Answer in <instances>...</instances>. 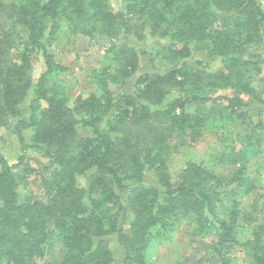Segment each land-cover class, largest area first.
Here are the masks:
<instances>
[{"label": "trees", "instance_id": "16d2710c", "mask_svg": "<svg viewBox=\"0 0 264 264\" xmlns=\"http://www.w3.org/2000/svg\"><path fill=\"white\" fill-rule=\"evenodd\" d=\"M9 1L0 0V128L17 135L21 154L11 165L0 152V264H42L52 234L67 253L51 264H117L116 249L118 264H150L154 233L181 220L209 239V260L231 264L240 247L243 262L264 264V190L243 212L241 200L256 189L244 163L226 176L195 162L170 172L172 156L217 121L264 131L262 2ZM65 29L108 45L87 97L71 100L55 83L61 68L48 40ZM147 56L164 69L140 75L132 92L128 81ZM33 57L45 66L36 82ZM245 140L243 162L262 150L259 137ZM33 151L46 161L38 169L29 167ZM31 181L38 191L22 197Z\"/></svg>", "mask_w": 264, "mask_h": 264}, {"label": "rangeland", "instance_id": "374dc122", "mask_svg": "<svg viewBox=\"0 0 264 264\" xmlns=\"http://www.w3.org/2000/svg\"><path fill=\"white\" fill-rule=\"evenodd\" d=\"M119 1L111 0L115 8L119 7ZM260 1L264 5V0ZM48 42L54 54L55 62L61 68L60 72L55 74V83L58 88L65 92L71 100L79 95L87 97L90 93L95 92L96 83L92 73L106 65L105 53L108 45L105 42L101 43L81 36L71 35L66 29L60 32L57 41L48 40ZM32 59V77L36 82L45 71V66L40 58L33 57ZM157 68L164 69L158 58L152 64L149 56L143 57L140 72L128 81L129 90L134 92L141 88V84H137L140 75L146 72L153 73ZM260 75L263 80L257 83V87L263 91L264 65ZM221 95L229 96L230 92H218L213 96ZM171 100L172 98L168 99L167 102ZM29 102L30 98L23 105L24 117L29 116L27 114ZM253 125H248V120L245 122H233L231 120L215 122L204 131L203 136L195 145L183 148L172 156L170 163L171 174L176 176L186 162H195L203 164L208 170L214 171L220 176H226L244 163L246 175L256 187L251 192L252 194L241 200V209L243 212H248L254 204L256 193H262L264 190V131H254ZM82 132L84 135L90 136L89 131L83 130ZM24 134L27 142H29L31 131H26ZM257 137L261 139V152L249 155L245 162L239 161L241 152L246 147L245 138H250L251 141L249 142L255 145L257 144V141H255ZM171 144L175 145L176 141L173 140ZM0 152L5 155L11 165L18 163L21 154L20 143L17 135L7 126L0 128ZM45 162V159L37 151L29 152L28 163L30 168L38 169L40 164ZM34 177L30 178V180L36 179ZM80 184L84 186L86 180L80 179ZM35 185L36 183L31 181L30 187L20 186L21 196L23 197L31 191H36L38 187ZM248 237L249 234L243 229L238 231L239 241L243 242ZM154 238L155 241L150 245L146 253L147 261L150 264H220L209 260V239L194 236L192 225L188 220H181L169 230L159 231L158 234L155 232ZM43 248L44 259L42 264L58 263L67 253L65 242L58 234L50 235ZM115 251L118 264L122 260V253L119 249ZM231 254L233 259L231 264H246V262H243L245 256L240 254V247L235 248Z\"/></svg>", "mask_w": 264, "mask_h": 264}]
</instances>
